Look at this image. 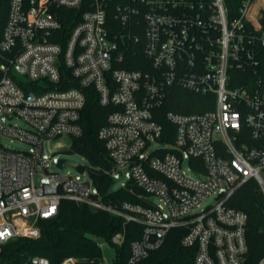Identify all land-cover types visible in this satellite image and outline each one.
Returning <instances> with one entry per match:
<instances>
[{"label":"built area","instance_id":"2783aa9c","mask_svg":"<svg viewBox=\"0 0 264 264\" xmlns=\"http://www.w3.org/2000/svg\"><path fill=\"white\" fill-rule=\"evenodd\" d=\"M7 4L5 11L0 0V137L32 148L0 139V250L16 238L37 239L40 221L54 217L66 199L122 217V230L109 240L116 248L126 224L142 226L127 264H141L180 227L181 245L195 248L193 264H244L248 215L228 202L251 179L264 194V0H242L232 17L224 0ZM65 9H82L66 37L62 18L72 15ZM136 47L146 61L123 67L134 62L127 54ZM89 88L112 108L98 130L111 162L106 172L115 181L128 170L121 187L136 185L145 204L106 203L88 169L82 180L51 169L45 142L83 134ZM174 88L205 96L209 109L167 111L175 128L166 133L160 109ZM30 261L52 264L41 255ZM92 262L108 264L77 256L59 264Z\"/></svg>","mask_w":264,"mask_h":264},{"label":"trees","instance_id":"16d2710c","mask_svg":"<svg viewBox=\"0 0 264 264\" xmlns=\"http://www.w3.org/2000/svg\"><path fill=\"white\" fill-rule=\"evenodd\" d=\"M224 2L230 17L238 15L242 0H224ZM2 3L6 11L8 0H2ZM62 12L70 17L72 15L71 19L62 18V30L66 37L80 18L82 9H65ZM127 56L134 62L122 64L125 68H141L139 62L146 61L140 47L128 51ZM161 107L159 122L164 126L166 133H172L175 128L164 118L167 111L177 110V112L189 113L209 109L205 96L182 88H174ZM111 110V107L99 104L93 88L86 91V103L80 119L83 134L73 137L71 151L80 153L89 161L90 175L106 203L114 206L123 201L145 204L138 196L141 191L136 185L129 182L124 188L113 189L114 179L106 172L111 169V162L104 142L98 136V130L107 122L106 119ZM170 138L172 137L164 139ZM228 204L247 213L248 252L244 264H258L264 258V194L259 184L254 179L247 181L231 197ZM122 224L123 219L118 215L64 199L54 217L40 221L41 235L37 239L20 237L2 245L0 264H27L31 257L36 255L49 258L52 264H59L64 258L70 256L98 259L102 257V250L95 237H102L109 241L114 233L122 230ZM185 233L186 229L181 227L170 230L163 243L151 250L141 264H193L195 248H186L180 243ZM141 235V225L126 224L124 244L117 248V256L112 264H127L131 255V243Z\"/></svg>","mask_w":264,"mask_h":264},{"label":"rangeland","instance_id":"374dc122","mask_svg":"<svg viewBox=\"0 0 264 264\" xmlns=\"http://www.w3.org/2000/svg\"><path fill=\"white\" fill-rule=\"evenodd\" d=\"M13 123H17L19 125L24 126L25 123L21 119H15L12 121ZM0 139L7 145L16 148V149H26L29 150L32 148V146L26 142L14 140L11 141L9 138L0 137ZM73 144V137H70L68 135H64L61 137H56L55 139H51L47 142H45V156L51 157V169L57 170L61 173H70L73 174V176H76L78 179L82 180L84 179V175H82L81 170L82 169H88L91 165L89 161L80 153L72 152L71 147ZM55 157V158H54ZM58 158H63L66 160L65 166L63 169H58L56 166ZM189 167V160L185 161L184 169L187 173L193 174L191 170L188 169ZM129 171L127 170L126 173L123 174V176L119 177L117 180L114 181L113 189L120 188L123 184L128 182V174ZM89 177V175H87ZM153 201L158 202L157 198H152ZM214 202V197L206 199L200 208L207 206L208 204H211ZM200 208H196L195 211L199 210ZM95 240L98 242L99 246L102 250V257H104V260L108 264H112L114 259L117 256V248L113 244H111L110 241H108L105 238L102 237H95Z\"/></svg>","mask_w":264,"mask_h":264},{"label":"water","instance_id":"95a60500","mask_svg":"<svg viewBox=\"0 0 264 264\" xmlns=\"http://www.w3.org/2000/svg\"><path fill=\"white\" fill-rule=\"evenodd\" d=\"M65 161H66L65 159L60 158V159H59V166H62V163L65 162ZM27 264H31V261L29 260V261L27 262ZM83 264H97V262L83 263Z\"/></svg>","mask_w":264,"mask_h":264}]
</instances>
